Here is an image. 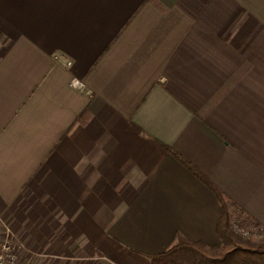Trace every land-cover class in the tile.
Returning a JSON list of instances; mask_svg holds the SVG:
<instances>
[{"label":"crops","instance_id":"1","mask_svg":"<svg viewBox=\"0 0 264 264\" xmlns=\"http://www.w3.org/2000/svg\"><path fill=\"white\" fill-rule=\"evenodd\" d=\"M169 149L264 228V0H0V230L24 253L221 245L216 194Z\"/></svg>","mask_w":264,"mask_h":264},{"label":"trees","instance_id":"2","mask_svg":"<svg viewBox=\"0 0 264 264\" xmlns=\"http://www.w3.org/2000/svg\"><path fill=\"white\" fill-rule=\"evenodd\" d=\"M169 151L216 194L221 206L217 231L222 244L211 246L178 234L166 252L150 256L152 264H264V238H243L237 234L233 229L229 202L224 192L203 175L197 166L174 150Z\"/></svg>","mask_w":264,"mask_h":264},{"label":"built area","instance_id":"3","mask_svg":"<svg viewBox=\"0 0 264 264\" xmlns=\"http://www.w3.org/2000/svg\"><path fill=\"white\" fill-rule=\"evenodd\" d=\"M66 65L71 66L72 61H67ZM73 85L81 90L86 89L84 82L76 78L73 80ZM233 229L243 238L258 239L264 236V228L245 225L239 220L233 223ZM23 250L24 244L18 240L15 231L11 227L5 226L0 231V264H20V254Z\"/></svg>","mask_w":264,"mask_h":264},{"label":"rangeland","instance_id":"4","mask_svg":"<svg viewBox=\"0 0 264 264\" xmlns=\"http://www.w3.org/2000/svg\"><path fill=\"white\" fill-rule=\"evenodd\" d=\"M248 225H250V224H248ZM16 236H17L18 240L20 241V238L18 237L17 234H16ZM262 238H264V236L258 238V240H261ZM33 252L28 251V253H24V250H23L20 254V264H67V263H62V262H64V260L37 257L38 253H36V252L33 253ZM25 254H27V255H25Z\"/></svg>","mask_w":264,"mask_h":264}]
</instances>
